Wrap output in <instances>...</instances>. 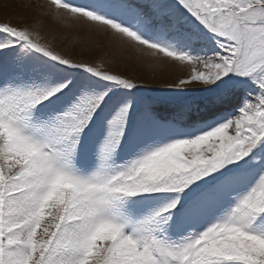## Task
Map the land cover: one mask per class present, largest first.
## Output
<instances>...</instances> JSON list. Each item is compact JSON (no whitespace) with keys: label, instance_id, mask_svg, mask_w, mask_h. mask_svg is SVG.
<instances>
[{"label":"snow or ice","instance_id":"1","mask_svg":"<svg viewBox=\"0 0 264 264\" xmlns=\"http://www.w3.org/2000/svg\"><path fill=\"white\" fill-rule=\"evenodd\" d=\"M43 7L188 72L147 87L0 23V264H264V0Z\"/></svg>","mask_w":264,"mask_h":264},{"label":"rangeland","instance_id":"2","mask_svg":"<svg viewBox=\"0 0 264 264\" xmlns=\"http://www.w3.org/2000/svg\"><path fill=\"white\" fill-rule=\"evenodd\" d=\"M46 4L47 0H0V23L31 26L39 21L37 30L45 39L52 40L59 50H70L77 59H87L91 62L102 61L105 70L135 77L147 87L161 88L187 75V67L166 59L159 63L151 59L139 62L138 59H141L143 55L131 49L121 48L117 42L106 35L90 31L86 25L73 24L67 27L54 21L50 16L43 14L46 11L43 6ZM73 37H78L80 43L72 44Z\"/></svg>","mask_w":264,"mask_h":264},{"label":"bare ground","instance_id":"3","mask_svg":"<svg viewBox=\"0 0 264 264\" xmlns=\"http://www.w3.org/2000/svg\"><path fill=\"white\" fill-rule=\"evenodd\" d=\"M78 27V26H77ZM84 28V27H83ZM86 28H87V26H86ZM80 29H81V27H80ZM94 34V33H93ZM91 35V34H90ZM88 36H89V34H88ZM121 49V48H120ZM148 60H150V58L149 57H145V56H143L141 59H138V61L140 62H146V61H148ZM132 66V65H131ZM134 69V68H133Z\"/></svg>","mask_w":264,"mask_h":264}]
</instances>
